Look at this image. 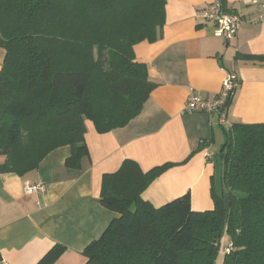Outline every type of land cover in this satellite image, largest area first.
<instances>
[{
    "label": "trees",
    "instance_id": "16d2710c",
    "mask_svg": "<svg viewBox=\"0 0 264 264\" xmlns=\"http://www.w3.org/2000/svg\"><path fill=\"white\" fill-rule=\"evenodd\" d=\"M166 2L0 0V174L22 177L63 146L66 167H77L88 156L85 120L103 134L141 113L156 85L133 47L160 38ZM223 136L210 211H192L188 193L159 208L142 199L169 164L143 172L125 160L103 175L100 204L117 217L86 246L84 264H214L224 235L222 264H264V124L234 123ZM64 251L55 245L37 264Z\"/></svg>",
    "mask_w": 264,
    "mask_h": 264
},
{
    "label": "crops",
    "instance_id": "0c3cea01",
    "mask_svg": "<svg viewBox=\"0 0 264 264\" xmlns=\"http://www.w3.org/2000/svg\"><path fill=\"white\" fill-rule=\"evenodd\" d=\"M215 0H167L160 38L133 47L134 59L146 65L156 85L141 113L125 127L99 134L84 121L88 156L79 166L66 167L69 146L51 151L32 172L20 177L0 174V264H37L55 245L65 248L54 264H84L83 251L98 239L117 215L100 204L102 176L131 160L143 172L169 164L142 193L159 208L190 195L194 212L213 209L212 186L219 193L221 166L204 158L218 153L223 128L231 124H264V20L246 0H225L238 15L235 37L214 34L201 11ZM5 51L0 48V67ZM234 74L239 86L217 117L185 110L187 97L210 99L223 79ZM208 144L201 148L200 142ZM5 158L0 156V164ZM41 184L44 192L25 195L22 184Z\"/></svg>",
    "mask_w": 264,
    "mask_h": 264
},
{
    "label": "built area",
    "instance_id": "2783aa9c",
    "mask_svg": "<svg viewBox=\"0 0 264 264\" xmlns=\"http://www.w3.org/2000/svg\"><path fill=\"white\" fill-rule=\"evenodd\" d=\"M246 4L255 6L259 12V17L264 20V0H246ZM201 18L207 24H212L214 34L222 38L224 41L232 40L240 25V18L234 13H227L221 8L218 1H214L206 6L201 11ZM239 86V80L234 74H228L222 81L221 91L210 99H204L198 94H190L187 97L185 110L189 113H202L208 116L209 119L214 116L220 124H225V110L223 104L228 97L234 95L235 90ZM202 143V141L200 142ZM204 158L214 163L215 156L208 149L204 150ZM22 190L25 195L44 192V187L41 184H31L24 181ZM226 252L229 249H225Z\"/></svg>",
    "mask_w": 264,
    "mask_h": 264
},
{
    "label": "rangeland",
    "instance_id": "374dc122",
    "mask_svg": "<svg viewBox=\"0 0 264 264\" xmlns=\"http://www.w3.org/2000/svg\"><path fill=\"white\" fill-rule=\"evenodd\" d=\"M226 245H227V239H226V236L224 235V237H222V239H221L220 252H219V254L216 257V259L214 261V264H222L223 256H224V248L226 247Z\"/></svg>",
    "mask_w": 264,
    "mask_h": 264
},
{
    "label": "water",
    "instance_id": "95a60500",
    "mask_svg": "<svg viewBox=\"0 0 264 264\" xmlns=\"http://www.w3.org/2000/svg\"><path fill=\"white\" fill-rule=\"evenodd\" d=\"M224 206H225V209H228V207H229V200H228V197H225V198H224Z\"/></svg>",
    "mask_w": 264,
    "mask_h": 264
}]
</instances>
